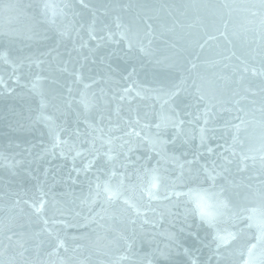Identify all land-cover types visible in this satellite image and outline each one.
<instances>
[{"label":"water","instance_id":"obj_1","mask_svg":"<svg viewBox=\"0 0 264 264\" xmlns=\"http://www.w3.org/2000/svg\"><path fill=\"white\" fill-rule=\"evenodd\" d=\"M0 264H264V0H0Z\"/></svg>","mask_w":264,"mask_h":264}]
</instances>
